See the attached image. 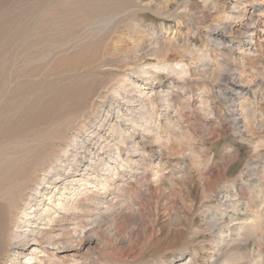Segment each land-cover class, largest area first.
<instances>
[{"label":"rangeland","instance_id":"1","mask_svg":"<svg viewBox=\"0 0 264 264\" xmlns=\"http://www.w3.org/2000/svg\"><path fill=\"white\" fill-rule=\"evenodd\" d=\"M71 114L100 264H264V0H0V165Z\"/></svg>","mask_w":264,"mask_h":264},{"label":"bare ground","instance_id":"2","mask_svg":"<svg viewBox=\"0 0 264 264\" xmlns=\"http://www.w3.org/2000/svg\"><path fill=\"white\" fill-rule=\"evenodd\" d=\"M180 3L178 4L180 5ZM143 59L145 60V58ZM146 61L147 60H145V62ZM148 64L149 65L151 64V66L156 67V69L159 67L157 64L155 65V63L151 61L148 62ZM175 72H176V68H175ZM141 73L150 74V70L148 71L142 70ZM150 78L154 83L155 78L153 77V75ZM147 82L150 84L149 81ZM143 93L144 91H141L140 97H143ZM157 97L159 99L164 98V96H159V95ZM149 103L152 106H154V99H151ZM71 115L73 116H70L66 119L62 118L60 122L56 121L57 123L54 126L49 127L48 129L38 134L37 137L32 139V144L24 148L25 153L20 158H16V157L8 158L9 156H11V154L9 153L2 157L1 165H0V254H6L11 252V255H10V260H8L9 262L1 258L0 264H8V263L15 264L16 260L19 259L20 260L24 259L23 264H100L101 262L99 257L95 256L97 254L95 250L96 251L98 250L100 252L101 251L100 249H102L103 240L100 234L102 231L101 226L99 224L96 228H89V226L91 223L99 222L98 218L102 216L101 213L102 210L100 208V204L104 202L103 201L104 195L101 194L102 193L101 190L104 187H106V185L109 184L110 181L112 180L110 179H104L103 181L98 180L97 184L91 186L92 182L89 181L90 176H88L86 172H83L82 175H80L79 177V174H77V172L79 171L80 163L82 162V160L77 158V155L81 154L84 149L86 151L89 150V147L85 146V141L83 140L79 141L77 139V137L80 136L78 133L74 134V137L76 136L75 137L76 139L72 142V145H74L75 147L74 153L73 151H70L68 147H66L63 148L64 155L62 156L55 155L53 159H51L50 157L51 153H54L52 151H54L55 148L61 149L60 144L63 138L65 137L66 132L69 129H72L71 127L73 126L72 124L73 121L77 120L74 114ZM234 121H236V118ZM93 132H91L92 135ZM131 146L132 148L134 147L133 145ZM82 156L84 159L85 155ZM84 170H86V168ZM112 175H114L113 176L114 178L117 177L116 172H113L111 176ZM81 186H85V187L80 188ZM64 194H67L68 196L65 197ZM226 196L227 194L223 196L225 197L224 200L225 199L229 200L230 197L228 196L226 197ZM224 200H222V203H219V205L221 206L224 205L223 204ZM104 203L106 204V202ZM239 203H241V201L239 199H236L232 201L229 200V202H227V204L225 205L227 207L232 208L235 211V213L237 212L239 213V210H241L239 205L242 204ZM244 205H248V204L244 203ZM113 208L114 205H109V207L105 208V210L109 211ZM93 213L95 216L91 217L90 215ZM221 216L222 215H220V217ZM247 216L246 217L245 215L240 217L235 216L237 219L238 218L240 219L237 226L239 229L244 227L246 228V230L254 231L259 223V216L258 215H251L250 217ZM229 217L231 218L232 215L228 216V218ZM250 219L252 221H249ZM224 239L217 241L218 250L221 248V244H223ZM30 248H31V252L29 251V253H27V251Z\"/></svg>","mask_w":264,"mask_h":264}]
</instances>
